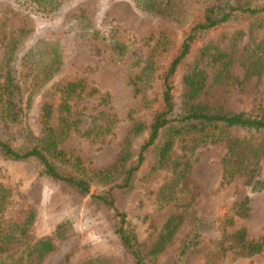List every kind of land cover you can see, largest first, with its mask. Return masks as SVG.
Returning <instances> with one entry per match:
<instances>
[{"label": "rangeland", "instance_id": "obj_1", "mask_svg": "<svg viewBox=\"0 0 264 264\" xmlns=\"http://www.w3.org/2000/svg\"><path fill=\"white\" fill-rule=\"evenodd\" d=\"M207 1L172 0L173 16L158 17L133 0H0V92L10 79L11 95L7 106L0 99V140L15 149L29 140L38 144L41 103L51 104L54 125L58 89L65 81L81 80L84 91L69 101L75 123L58 147L73 150L91 169L115 164L106 179L86 178L90 192L111 187L113 204L124 214L143 264H264V247L242 255L230 238L238 227L248 238L264 237V133L220 125L178 134L167 164L156 167L157 150L170 130L164 128L128 185L115 186L134 164L158 107L162 71L192 14ZM259 21L240 15L199 34L173 77L175 112L186 107L181 77L194 65L207 75L196 99L205 108L261 112L264 72L250 75L241 88L211 84L218 66L208 61V54L225 51L232 57L229 72L242 78L244 50L264 36V26L254 25ZM91 88L96 91L90 93ZM224 165L235 170L231 177L224 175ZM39 170L33 159L0 154V184L9 191L5 217L19 223L30 213L26 239L54 240L38 264H133L114 232L112 209ZM243 196L249 199L248 215L234 217L233 204ZM168 220L170 238L150 253Z\"/></svg>", "mask_w": 264, "mask_h": 264}, {"label": "trees", "instance_id": "obj_2", "mask_svg": "<svg viewBox=\"0 0 264 264\" xmlns=\"http://www.w3.org/2000/svg\"><path fill=\"white\" fill-rule=\"evenodd\" d=\"M133 1L140 10L158 17H172L175 12V3L172 0ZM192 15L194 16H191L188 27L182 32L178 46L162 71L159 104L151 116L145 138L139 146L134 164L125 171L122 183L115 184L116 187L122 188L128 185L133 172L142 163L145 153L154 145L160 131L164 128L169 127L170 130L157 150L156 167L167 164L166 159L173 145V139L178 134L186 135L194 131L205 130L207 127L218 128L220 125L226 127L235 126L264 133V105L259 114L252 115L244 111H212L205 108L201 101L196 100L202 94L207 78L204 70L198 68L196 65L192 66L181 77L180 95L183 103L186 105L185 109L175 112L173 102L174 74L199 34L240 15L258 17L261 21L254 25L264 26V4L234 5L229 0H208L203 3L198 14ZM208 55V61L218 66V70L211 78L210 83L223 82L230 86L241 88L245 79L250 75H259L261 72H264V36L252 48L244 50L240 60V62L243 60L242 64L244 65V75L242 78H237L229 72L232 60L229 53L216 50ZM9 85L10 79H7L4 88L0 92V99L6 103L5 106L11 102ZM83 91L84 83L81 80H68L62 83L58 89L59 101L55 107L56 123L54 125L50 123L51 104L43 101L39 107L37 119L40 126V137L37 139L38 144L29 140L28 146L22 149H15L8 142L0 140V154L13 160L33 159L37 162L41 174L68 184L77 193L88 195L95 202H101L111 208L116 221L114 232L121 245L129 252L133 264H143L142 257L135 249L131 235L125 226V216L113 204L110 194L111 187L102 193L90 192V186L86 178L96 177L98 179H106L115 168V164L109 167L91 169L82 163L80 157L73 150H62L58 147L59 142L67 136L75 123V119H70L72 112L69 101L73 96ZM95 91V88H91L89 92L93 93ZM139 126L136 125L134 127L135 131L139 130ZM230 145L233 147L231 142ZM51 159L60 163V166H57ZM120 160L121 158H119ZM234 172L235 170L224 165L223 173L226 177H231ZM161 189L162 187H160V191ZM8 196V189L0 184V264H26L28 259L33 260L30 262L32 264H38L40 259L54 248V240L50 236L41 237L34 241L26 239L25 233L29 224L30 213L19 223L6 218L4 211L8 202ZM248 203L249 199L247 196H243L240 200L234 202L233 216L237 218L246 217L249 210ZM225 221L230 224L232 217H228ZM169 222L168 220L163 225V232L159 234L157 240L154 242L150 253L154 254L159 251L163 247L164 242L170 238L172 226H169ZM230 238L232 243L238 247V252L242 255L249 256L258 253L264 247V237L248 238L244 227L235 229L230 234ZM185 247V244L182 245V248L179 250L180 255L183 253Z\"/></svg>", "mask_w": 264, "mask_h": 264}]
</instances>
